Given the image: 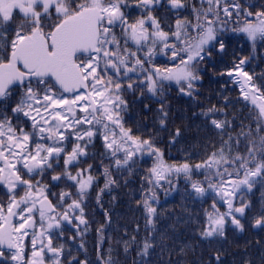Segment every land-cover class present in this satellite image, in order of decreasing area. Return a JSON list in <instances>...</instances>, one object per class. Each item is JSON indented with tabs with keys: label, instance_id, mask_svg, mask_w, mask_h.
<instances>
[{
	"label": "snow or ice",
	"instance_id": "6c2138e0",
	"mask_svg": "<svg viewBox=\"0 0 264 264\" xmlns=\"http://www.w3.org/2000/svg\"><path fill=\"white\" fill-rule=\"evenodd\" d=\"M158 2L140 0L146 19L129 22L122 11L127 7L124 0H0V100L15 91L19 98L11 113L17 121L26 118L31 128H17L0 113V184L6 186L9 196L7 203H0V257L8 250L16 264H45L46 254L51 253V264H60L63 248L55 246L53 239L61 234L62 224L70 225L73 220L78 221L77 227L87 224L82 204L97 180L92 175L93 165L82 168L80 162L87 163V149L98 136L110 162L100 165L105 189L115 183L111 170L130 169L134 158L147 152L156 157L149 170L155 179H149V184H159L168 174H183L198 196L209 190L220 196L227 211L221 213L212 204L205 237L223 236L226 219L243 228L236 214L243 217L252 205L241 200L236 207L234 199L241 189L249 191L258 180H264V135H259V125L258 142L250 139V132L244 134L248 139L246 155L233 153V145L238 147L240 141L229 136L201 163L171 166L161 159L151 139L134 135L124 127L121 117L123 92L133 88V77L137 88L153 94L163 81L181 85V92L191 90L199 79L196 66L210 57L217 45L220 51L224 49L223 39L217 35L221 13L230 17L236 12L239 16L243 10L236 0H223V7L222 0H198L206 8L193 9L196 23L178 18L170 35L150 14ZM169 3L173 9H184L183 0ZM255 18L256 23L249 21L239 30L252 42L264 40V12L256 13ZM17 19L22 22L17 24ZM115 29L120 30L119 36ZM157 47L170 55L172 67L145 68L157 54ZM244 64L240 60L227 75L239 83L243 98L257 106L264 118V82L257 85ZM211 124L217 129L226 127V122L215 119ZM57 171L49 176L50 181L64 182L75 193H53L37 179ZM193 175H203L204 180L193 181ZM17 188L23 191L19 198ZM155 200V193L150 192L143 201L149 224L156 214L152 206ZM255 226L264 227V209ZM29 237L30 257L25 260L24 242ZM152 247L145 238L143 254ZM0 264L7 262L0 260ZM75 264L87 262L77 260Z\"/></svg>",
	"mask_w": 264,
	"mask_h": 264
},
{
	"label": "trees",
	"instance_id": "16d2710c",
	"mask_svg": "<svg viewBox=\"0 0 264 264\" xmlns=\"http://www.w3.org/2000/svg\"><path fill=\"white\" fill-rule=\"evenodd\" d=\"M163 2L154 3L150 14L158 16L160 27L165 32L174 28L178 18L195 24L196 14L193 9L199 11L206 8L198 0H189L188 4L183 1L184 9L178 11L171 7L169 0ZM236 2L243 11L253 15L246 17L242 11L239 16L232 12L230 17H226L221 13L217 35L223 39L224 49L220 51L217 45L211 56L196 66L199 79L193 82L191 90L185 88L181 92V85L174 81H163L162 87L155 94L141 88L143 96L139 101L125 102L122 112L127 111L128 114L121 116L124 127L133 129L136 136L151 139L166 165L201 163L223 141H227L229 136L240 141L238 147L233 145V153L246 155L248 139L244 134L250 132V139L257 142L259 135H264V118L259 115L258 107L243 98L239 83L227 75L234 64L244 60V70L252 75L253 81L257 85L264 82L261 79L264 77V40L258 38L252 42L239 31L249 21L257 22L255 14L264 12V0ZM124 3L127 4L122 9L124 13L132 16L147 15L140 0H124ZM221 6L223 7V0ZM21 22L20 19L16 20L17 24ZM161 66L163 65L158 68L162 69ZM18 98L15 91L5 98L0 104V113L7 115L17 128L22 126L25 131H31L30 121L23 117L17 121L11 113ZM210 109L214 111H209ZM211 119L226 122V127L215 128ZM258 125L261 128L259 135L256 131ZM88 150L92 153L89 147ZM89 157L92 156L89 154ZM134 159L136 162L130 169H121L115 173L121 177L126 173L124 176L127 175L128 182L123 184L121 180H114L122 188V193L132 191L131 196H113V185L108 189L104 188L106 178H102L100 171L92 173L97 184L93 185L95 189L92 188L89 193L94 196L95 203L100 208L104 209L112 200L127 217L125 226L131 241L128 242L129 251L124 254V258H144L142 264H214L211 258L217 256L225 257L221 264H246L249 258L264 256V230L259 233L252 230L255 219L264 209V180H258L249 191L241 189L234 199L236 207L240 206L241 200L252 205L251 211L246 209L243 217L236 214L243 225L242 229L226 219L223 236L205 237L203 231L207 224V214L212 211V204L215 203L221 213L227 211L220 196L211 190L204 196H198L183 174H168L167 179L161 180L159 184H149V179H155L149 176V170L155 165L156 157L145 152ZM192 180L203 181L204 176L193 175ZM150 192L155 193L156 197L152 204L156 208V214L151 224L148 223V213L143 207L146 194ZM99 194L104 196L99 197ZM89 218L92 224L93 217L90 215ZM145 238L153 243L147 254H143Z\"/></svg>",
	"mask_w": 264,
	"mask_h": 264
},
{
	"label": "flooded vegetation",
	"instance_id": "af4514ba",
	"mask_svg": "<svg viewBox=\"0 0 264 264\" xmlns=\"http://www.w3.org/2000/svg\"><path fill=\"white\" fill-rule=\"evenodd\" d=\"M162 1L163 0H159ZM185 4L189 3V0H183ZM159 3V2H158ZM165 3V2H163ZM128 18L129 22H133L138 19H146V16H132L127 13H124ZM158 21V16H153ZM162 26V25H161ZM162 29V28H161ZM117 36L120 35V30L115 29ZM149 31H152L149 28ZM174 31L172 27L169 30ZM131 46V50L135 51V46ZM162 60L163 62L161 63ZM173 61L170 58V55H164L160 50L155 54L151 64H145L146 69H151L152 67H159L161 64L163 68L172 67ZM162 68V69H163ZM142 77V73H138ZM133 83V88L131 90H126L123 92V99L127 101H139L143 96L141 94V88L136 87L138 81L135 77L131 81ZM4 100L0 103L2 104ZM1 112V109H0ZM127 111L121 112V116L125 117ZM134 131L133 129H131ZM89 149L92 153H88L92 156L87 164L80 162V167L86 168L89 164L93 165L92 173L95 174L97 171L102 172L103 175V166L109 165V160L105 158L106 149L103 146V141L98 136L92 145H89ZM59 171V170H58ZM57 172H52L50 174H45L43 178L37 177V179H42V183L49 185L53 193H60L61 191H72L75 193V189H71L64 182H51L49 179L50 175H56ZM116 171L111 170L112 179L115 181H123V184L128 182L126 176L115 175ZM57 183L59 186H56ZM113 187L111 191H115L113 196L117 198H123L124 196H131L132 191H127L122 193V188H119L115 183L112 184ZM95 189V187H93ZM17 198L20 195H23V191L20 188L16 190ZM104 196L102 194L98 195ZM73 198H76L75 195ZM50 199L53 200V203H56L55 198L50 196ZM9 196L7 194V188L5 185L0 184V203H7ZM70 202V201H69ZM124 205V204H123ZM84 209V219L87 221L86 225H79L77 227L78 221L73 220L72 224H62L61 234L54 236L53 244L55 246H62L63 254L60 260V264H75L77 260L81 262H87V264H107V261L111 260L112 264H142L144 258H124V254L129 251L128 242L131 241L129 238L125 223H127V217L121 213L117 207L116 202L110 200L104 209L100 208L97 203H95L94 196L89 194L84 198V204L82 205ZM122 210V206H121ZM124 212V211H123ZM127 215V212H124ZM93 217V223L91 224L89 216ZM141 234V229H140ZM30 237L25 240V260L30 257ZM3 261H6L7 264H16V262L11 260V252L8 250L4 251L3 257H0ZM51 253H47L45 256V264H51ZM219 263L215 264H220ZM246 264H264V256L249 258Z\"/></svg>",
	"mask_w": 264,
	"mask_h": 264
},
{
	"label": "water",
	"instance_id": "95a60500",
	"mask_svg": "<svg viewBox=\"0 0 264 264\" xmlns=\"http://www.w3.org/2000/svg\"><path fill=\"white\" fill-rule=\"evenodd\" d=\"M66 95H69V94H66ZM2 100H0V102H1ZM261 228H264V227H256L255 225H254V231H258V230H260ZM0 259H2V258H0Z\"/></svg>",
	"mask_w": 264,
	"mask_h": 264
}]
</instances>
